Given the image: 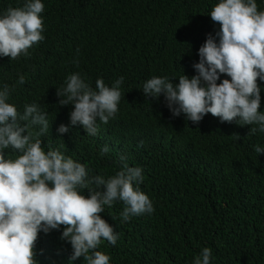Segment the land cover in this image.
<instances>
[{
	"label": "trees",
	"instance_id": "16d2710c",
	"mask_svg": "<svg viewBox=\"0 0 264 264\" xmlns=\"http://www.w3.org/2000/svg\"><path fill=\"white\" fill-rule=\"evenodd\" d=\"M25 2L0 0V16ZM41 2L43 41L26 56L0 57V90L14 86L6 102L21 114L25 105L40 106L50 123L42 148L83 164L89 177L107 180L125 164L140 167L144 179L135 186L154 207L124 221L122 201L105 205L99 215L118 239L115 245L102 240L96 250L110 257L109 264H194L205 247L212 251L210 264H264V152H255V146L264 148V132L248 134L257 126L222 122L210 113L193 123L183 113L173 116L163 93L154 99L142 91L152 77L178 84L182 74H197L198 49L210 34L218 43L219 25L209 14L219 0ZM256 3L264 11V0ZM73 73L93 89L98 78L112 87L123 77L118 112L106 124L97 120L95 136L70 124L73 105L58 104L56 91ZM257 83L264 112V81ZM62 124L65 133L57 131ZM105 145L109 151L101 155ZM4 152L6 158L19 155L11 148ZM62 231L39 233L38 264H86L82 257L69 261L72 247L60 239Z\"/></svg>",
	"mask_w": 264,
	"mask_h": 264
},
{
	"label": "clouds",
	"instance_id": "9594fccd",
	"mask_svg": "<svg viewBox=\"0 0 264 264\" xmlns=\"http://www.w3.org/2000/svg\"><path fill=\"white\" fill-rule=\"evenodd\" d=\"M43 11L41 0H26L22 7H9L0 16V57L26 56L28 49L43 41ZM209 15L219 25L218 43L210 34L198 49L199 62L193 65L197 74L191 78L182 74L178 84L168 77H152L142 91L154 99L163 93L172 115L183 113L193 123L210 113L222 122L256 125L248 134L264 132L257 83L264 81V11L258 10L256 0H219ZM221 75L228 79L220 80ZM24 83L20 75L18 84ZM122 83L120 77L108 87L98 78L93 89L79 73H73L66 86L56 91L58 104L73 105L70 124H79L87 135L95 136L97 120L106 124L115 118ZM13 90L7 84L0 90V264H38L39 233L61 226L60 239L72 247L69 261L82 257L86 264H109L110 257L96 249L102 240L115 245L118 235L99 214L116 200L125 205L124 221L154 212L150 198L135 186L143 182L142 169L125 164L105 180L100 175L89 177L83 164L59 150L45 152L40 137L49 133L47 113L36 103L25 105L23 114L19 113L6 102ZM34 125L40 126L39 132L31 131ZM68 130L63 124L57 129L59 133ZM8 148L19 155L6 158ZM108 151L105 145L100 153ZM255 152L264 148L255 146ZM92 184L96 189L89 188ZM84 189L87 196L81 194ZM211 255L210 248H203L194 264H210Z\"/></svg>",
	"mask_w": 264,
	"mask_h": 264
}]
</instances>
